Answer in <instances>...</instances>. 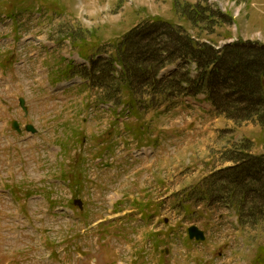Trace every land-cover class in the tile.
Returning a JSON list of instances; mask_svg holds the SVG:
<instances>
[{
    "label": "rangeland",
    "instance_id": "obj_1",
    "mask_svg": "<svg viewBox=\"0 0 264 264\" xmlns=\"http://www.w3.org/2000/svg\"><path fill=\"white\" fill-rule=\"evenodd\" d=\"M14 6L31 13L18 34L0 21V66L9 53L15 63L0 70V264H262L264 216L241 222L224 182H216L241 166L240 152L264 156L257 118L215 112L206 133L194 135L201 109L211 113L208 99L188 98L168 111L159 104L142 111L143 120L125 122L149 126L161 153L149 165H128L118 159L134 134L126 135L116 108L101 111V90L78 77L72 88L51 84L70 67L80 69L81 57L108 62L119 40L154 18L215 52L238 42L264 47V0H0L1 13ZM187 13L198 16L197 25ZM189 70L186 63L168 67V88ZM147 95L139 96L144 106ZM13 120L30 122L38 133L18 135ZM104 148L116 151L111 170L93 164ZM74 169L84 176L77 195L66 182ZM212 185L216 202L204 194ZM75 199L83 210L72 209ZM193 225L205 231L204 242L189 239Z\"/></svg>",
    "mask_w": 264,
    "mask_h": 264
},
{
    "label": "trees",
    "instance_id": "obj_2",
    "mask_svg": "<svg viewBox=\"0 0 264 264\" xmlns=\"http://www.w3.org/2000/svg\"><path fill=\"white\" fill-rule=\"evenodd\" d=\"M201 10L199 17L203 16ZM187 18L194 25L199 22L194 13L188 14ZM181 30L162 18L151 19V23L135 28L115 44L111 60L103 64L94 62L92 70L84 75L90 78L93 88L102 91L105 100L120 103L126 93L136 98L149 90L151 94L159 92L166 97L205 93L218 114L231 119L234 117L232 112L234 115L244 114L249 120L257 118L264 128V47L238 42L215 52L192 40L189 35H182ZM178 61L195 63L201 74L196 79L183 74L169 88L167 84L157 82L160 71ZM231 62L238 63L240 68ZM115 63L122 66L119 76H116ZM183 83H187L188 89L183 90ZM239 156L236 162L242 160L239 162L241 166L233 169L232 173H224L216 182H224L228 198L235 201L237 209L240 208L238 219L246 222V218L264 216V156L242 152ZM243 173L245 179L240 178ZM78 181L76 179L75 184ZM208 191L212 197L215 193L213 185ZM235 197L239 198L236 200ZM217 198L213 196L212 200Z\"/></svg>",
    "mask_w": 264,
    "mask_h": 264
},
{
    "label": "water",
    "instance_id": "obj_3",
    "mask_svg": "<svg viewBox=\"0 0 264 264\" xmlns=\"http://www.w3.org/2000/svg\"><path fill=\"white\" fill-rule=\"evenodd\" d=\"M23 104V102H22ZM14 126L16 129H18V124L15 122ZM27 131L35 132L32 126L27 127ZM189 236L191 240L196 239L197 241H204L205 240V234L203 231H200L196 226H193L189 229Z\"/></svg>",
    "mask_w": 264,
    "mask_h": 264
},
{
    "label": "crops",
    "instance_id": "obj_4",
    "mask_svg": "<svg viewBox=\"0 0 264 264\" xmlns=\"http://www.w3.org/2000/svg\"><path fill=\"white\" fill-rule=\"evenodd\" d=\"M201 129H202V132H203V133H206L205 131H207V124L202 123V127H201Z\"/></svg>",
    "mask_w": 264,
    "mask_h": 264
}]
</instances>
